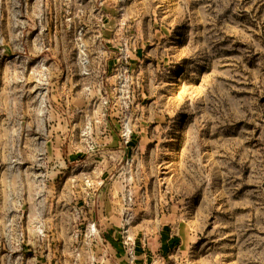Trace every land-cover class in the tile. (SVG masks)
Returning <instances> with one entry per match:
<instances>
[{
	"label": "rangeland",
	"instance_id": "1",
	"mask_svg": "<svg viewBox=\"0 0 264 264\" xmlns=\"http://www.w3.org/2000/svg\"><path fill=\"white\" fill-rule=\"evenodd\" d=\"M0 264H264V0H0Z\"/></svg>",
	"mask_w": 264,
	"mask_h": 264
}]
</instances>
